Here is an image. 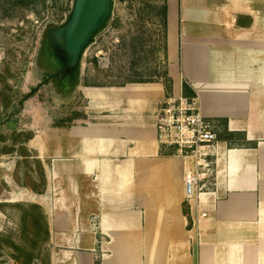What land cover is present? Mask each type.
<instances>
[{
    "label": "crops",
    "instance_id": "obj_1",
    "mask_svg": "<svg viewBox=\"0 0 264 264\" xmlns=\"http://www.w3.org/2000/svg\"><path fill=\"white\" fill-rule=\"evenodd\" d=\"M163 2L172 91L186 82L215 128L246 139L218 137L217 184L188 200L195 161L158 140L164 80L85 87L82 120L27 143L51 264H264V0Z\"/></svg>",
    "mask_w": 264,
    "mask_h": 264
},
{
    "label": "rangeland",
    "instance_id": "obj_2",
    "mask_svg": "<svg viewBox=\"0 0 264 264\" xmlns=\"http://www.w3.org/2000/svg\"><path fill=\"white\" fill-rule=\"evenodd\" d=\"M28 1L0 0V264H19L12 256L13 239L38 249L34 261L24 264H50L52 254L61 251L51 240L35 245L38 225L31 216L24 222L17 205L37 204L36 193L46 185L42 162L28 141L38 131L49 137L52 126L82 120L87 86L161 79L167 84L163 0H115L110 19L69 71L52 65L45 49L66 22L73 0ZM70 72L77 73L72 89L53 84L54 76Z\"/></svg>",
    "mask_w": 264,
    "mask_h": 264
},
{
    "label": "built area",
    "instance_id": "obj_3",
    "mask_svg": "<svg viewBox=\"0 0 264 264\" xmlns=\"http://www.w3.org/2000/svg\"><path fill=\"white\" fill-rule=\"evenodd\" d=\"M156 123L161 145L174 146L178 155L195 161V168L189 169L185 177L187 199L199 197L203 190L215 186L218 136L201 112L197 97L181 92L168 94L160 102Z\"/></svg>",
    "mask_w": 264,
    "mask_h": 264
},
{
    "label": "water",
    "instance_id": "obj_4",
    "mask_svg": "<svg viewBox=\"0 0 264 264\" xmlns=\"http://www.w3.org/2000/svg\"><path fill=\"white\" fill-rule=\"evenodd\" d=\"M114 4L115 0H73L66 22L53 31L46 44L51 64L64 71L78 66L86 47L110 19Z\"/></svg>",
    "mask_w": 264,
    "mask_h": 264
},
{
    "label": "trees",
    "instance_id": "obj_5",
    "mask_svg": "<svg viewBox=\"0 0 264 264\" xmlns=\"http://www.w3.org/2000/svg\"><path fill=\"white\" fill-rule=\"evenodd\" d=\"M11 1L15 5L26 4V3L29 4L31 2L28 0H11ZM155 13L158 14L157 12ZM160 14H161V23L164 27V33H165L166 21H167V5L165 4V2L163 3ZM165 78L167 79V84L165 83V85L168 92L170 93L173 90L172 80L168 76V73L166 72H165ZM183 93L185 96L188 97H196V93L186 82L183 84ZM214 130L219 138L227 142L229 147L240 146L243 144V142L246 139L245 134L241 132H231L228 130V128H223L221 131H219L217 128L214 127ZM17 205L21 207L24 212L22 219L24 222L28 221L29 217L31 216L33 222L38 225V229L35 231V236H36L35 245L36 244L41 245L44 242L50 241L51 233H50L49 221L43 208L36 203H19ZM185 213L188 214V210L186 208H185ZM11 245H12L11 249H13L14 251L12 256L19 264H24L23 262H32L34 261L35 257H37L36 253L38 252V249L36 247L30 249L28 247L21 245L19 242H15L14 239L11 240ZM48 262H50L51 264V258L48 260Z\"/></svg>",
    "mask_w": 264,
    "mask_h": 264
},
{
    "label": "flooded vegetation",
    "instance_id": "obj_6",
    "mask_svg": "<svg viewBox=\"0 0 264 264\" xmlns=\"http://www.w3.org/2000/svg\"><path fill=\"white\" fill-rule=\"evenodd\" d=\"M53 84L59 85L62 90L68 91L75 86V82L77 80V73L76 72H70L66 75L60 76L56 75L52 79Z\"/></svg>",
    "mask_w": 264,
    "mask_h": 264
}]
</instances>
